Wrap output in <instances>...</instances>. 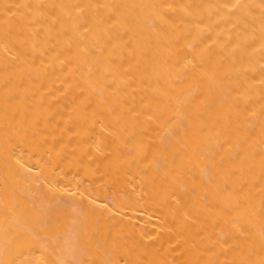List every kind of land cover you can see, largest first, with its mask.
Here are the masks:
<instances>
[{
    "label": "bare ground",
    "instance_id": "6f19581e",
    "mask_svg": "<svg viewBox=\"0 0 264 264\" xmlns=\"http://www.w3.org/2000/svg\"><path fill=\"white\" fill-rule=\"evenodd\" d=\"M0 264H264V0H0Z\"/></svg>",
    "mask_w": 264,
    "mask_h": 264
}]
</instances>
